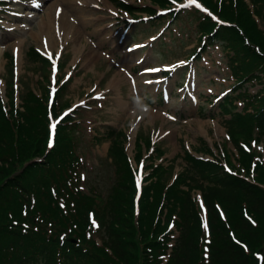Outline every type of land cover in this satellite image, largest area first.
<instances>
[{
    "label": "rangeland",
    "instance_id": "374dc122",
    "mask_svg": "<svg viewBox=\"0 0 264 264\" xmlns=\"http://www.w3.org/2000/svg\"><path fill=\"white\" fill-rule=\"evenodd\" d=\"M178 1L0 0V94L6 100V90L16 89L19 103L30 88L52 98L53 121L74 107L69 116L79 121L71 133L82 161L79 185L96 195L100 207L106 208L118 178L108 145L119 132L126 135L123 148L136 189L147 183L148 173L164 185L179 175L202 219L203 198L187 178L184 151L228 165L264 187V143L254 131L245 138L227 128L243 102L233 100V113L218 104L234 88L224 51L218 45L202 51L197 13ZM145 7L149 11L141 10ZM165 7L178 17L146 19ZM260 26L264 34L261 20ZM30 48L51 55L58 65L31 59ZM194 49L200 59L191 57ZM258 87L246 83L242 90ZM89 221L96 224L95 215L90 213ZM259 249L253 256L264 264V239Z\"/></svg>",
    "mask_w": 264,
    "mask_h": 264
},
{
    "label": "trees",
    "instance_id": "16d2710c",
    "mask_svg": "<svg viewBox=\"0 0 264 264\" xmlns=\"http://www.w3.org/2000/svg\"><path fill=\"white\" fill-rule=\"evenodd\" d=\"M250 1L264 26V0ZM204 3L228 22L216 26L210 16L199 14L197 24L204 45L223 48L235 77L237 93L220 103L221 110L233 113L237 98L244 103L242 112L227 119V128L245 138L254 131L264 143V34L244 0ZM29 54L42 59L32 48ZM246 82L261 87L252 94L241 91ZM6 96L8 109L0 98V264H162L165 254V264H256L253 255L264 239L263 186L184 151L187 178L206 209L205 241L201 217L179 175L164 185L148 173L135 202L136 175L119 132L108 148L118 178L106 208L100 207L96 195L79 186L82 166L71 134L77 122L69 116L61 121L47 149L46 97L28 88L19 109L11 87ZM260 182L264 185V179ZM90 213L96 224L90 223ZM170 223L177 230L174 237Z\"/></svg>",
    "mask_w": 264,
    "mask_h": 264
},
{
    "label": "snow or ice",
    "instance_id": "6c2138e0",
    "mask_svg": "<svg viewBox=\"0 0 264 264\" xmlns=\"http://www.w3.org/2000/svg\"><path fill=\"white\" fill-rule=\"evenodd\" d=\"M191 2L192 3H195V0H191ZM197 7H199V5H196ZM52 128L54 129L55 128V125L53 124L52 125ZM52 146V144H51V142L49 143V147H51Z\"/></svg>",
    "mask_w": 264,
    "mask_h": 264
}]
</instances>
